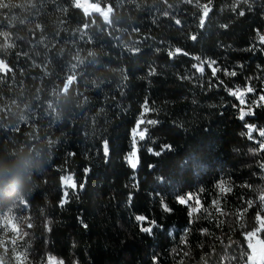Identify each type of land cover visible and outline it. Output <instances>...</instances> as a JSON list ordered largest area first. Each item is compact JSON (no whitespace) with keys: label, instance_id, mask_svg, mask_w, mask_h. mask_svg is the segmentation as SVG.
<instances>
[{"label":"trees","instance_id":"1","mask_svg":"<svg viewBox=\"0 0 264 264\" xmlns=\"http://www.w3.org/2000/svg\"><path fill=\"white\" fill-rule=\"evenodd\" d=\"M4 2L17 5L0 10V32L10 34L9 40L0 35V45H15L0 49V58L15 73L0 79V242L8 248L5 254L0 247L4 264H16L11 240L17 241V251H27L33 264L47 253L68 264H152L153 255L159 264H245L249 249L242 234L258 226L264 151H249L258 144L241 136L246 129L232 107L237 101L224 88L209 91L207 68L202 80L187 77L198 76L192 69L199 63L194 57L215 60L221 69L237 71L236 77L218 73L229 88H244L252 78L258 95L264 89V45L259 43L264 0H255L252 11L241 4L243 17L239 9L231 11L235 0H213L205 29L198 28L197 10L184 0H87L103 8L111 4V24L98 13L85 16L73 0ZM164 12L181 19L184 31ZM190 34H198V40L188 39ZM129 46L142 51L130 54ZM175 47L189 55L169 59L167 51ZM73 64L77 80L65 94ZM152 68L155 75H149ZM145 99L154 109L146 119L160 123L148 126L151 140L141 142L140 163L133 170L125 156ZM246 120L264 127V109ZM102 137L110 141L107 163L96 155ZM163 144L171 145L170 150L160 155L147 151H159ZM85 167L91 171L79 199L70 191L69 203L61 207L60 177L74 171L79 184L85 181ZM221 187L231 191L221 194ZM189 191L211 212L191 225L187 209L175 200ZM161 196L172 213L163 211ZM213 200L224 215L212 206ZM249 200L253 207L244 212ZM135 215L149 216L164 229L151 236L142 233ZM25 222L31 227L19 239L16 227ZM186 228L187 243L182 244Z\"/></svg>","mask_w":264,"mask_h":264},{"label":"snow or ice","instance_id":"2","mask_svg":"<svg viewBox=\"0 0 264 264\" xmlns=\"http://www.w3.org/2000/svg\"><path fill=\"white\" fill-rule=\"evenodd\" d=\"M166 2V0H165ZM185 3L192 5L197 12L194 13V16L198 15V28L199 29H205L207 26V23L211 21V15L214 11L213 9V0H208L207 3L201 4L199 0H196L195 3H193V0H184ZM255 2V0H252L250 3V0H235V3L233 4L231 11L233 13L237 12V9H239L238 15L240 17L245 16V10L243 8H240L241 4H244L248 7L249 11L253 10L252 4ZM73 5L77 9H83L85 16H90L92 13H98L102 16L103 21H105L108 24H111V16L114 14V8L111 4H108L106 8H103L100 6L99 3L89 4L88 7H84L80 0H73ZM35 6V5H33ZM14 7H17V5L6 3L4 0H0V10H8L12 9ZM171 7V6H169ZM164 17L170 18L174 24L181 30L184 31V24L182 23L181 19L176 18L174 15H171L169 12L163 13ZM94 23V21H93ZM2 26V25H0ZM37 28L40 27V25H36ZM88 24L84 25V28H87ZM220 27L227 29L228 25H220ZM133 31L138 32V29H133ZM0 35L5 37V40L10 39V34L8 32H0ZM188 39L195 42L198 40V34H190L188 36ZM89 40L91 38L89 37ZM259 43L264 45V35H261L259 37ZM15 45L11 43H5L0 45V49H4L5 51L7 49L14 48ZM127 51L130 54H139L142 51V48L140 46L135 47H127ZM157 52L160 51V49H156ZM18 57L21 55L20 53L16 54ZM24 56H27V53L23 54ZM178 55H189L184 49L181 47H175L173 50L167 51V56L169 59H174ZM195 60L199 61L197 64L192 65V69L194 73H197L198 76L195 77H187L188 79H197L202 80L206 68L211 73L210 78L207 81V87L209 91L212 88H224L227 92V94L237 101V103L233 104L232 107L238 112V119L241 121H245L244 128L246 129L245 132L241 133V136H245L248 141H252L258 144V149H249L250 152L255 154L257 151H264V127H259L256 124H252L247 122L246 118L249 116H255L257 109H264V89H260V93L257 95V87L252 86L251 80L252 78H248L247 80V86L244 88L236 87V88H229L225 81L219 78L218 73H221L226 77H236L238 75L237 71L232 70L229 71L226 68L221 69L215 60H201L200 57H194ZM80 65H83L84 62L81 61L79 63ZM47 66L45 65V68ZM77 65H72V71L73 74L68 75L66 78V81L63 85L62 92L67 93L70 86L73 85L74 82L77 80V75L75 74V69ZM239 67L243 68V65H240ZM12 72L13 78L15 76V73L13 72V69L9 66V64L6 62L5 59L0 58V73L5 74L4 76L0 77V79H7V73ZM156 69L152 68L149 70V75H155ZM47 75V72L45 73ZM259 79V77H257ZM212 80H216V84H212ZM197 87H203V84H197ZM256 95V99L249 101L246 99V97L249 95ZM49 107L51 105L49 104ZM154 109L149 107V102L147 99H145L144 103L141 105V110L139 114V118L136 120L134 127L131 129L130 136L132 140V146L131 150L126 154L125 161L127 165L135 170L138 168V165L140 163L139 160V153L141 151L140 144L141 142H147L151 140V136L149 135L150 128L148 126H157L159 125L160 121L157 119H146L147 116H149L151 113H153ZM254 133L258 134L257 139L254 136ZM99 148L96 150V155L100 156L102 155L104 158V162L107 163L108 159L110 157V141L107 137H102L99 141ZM171 145L169 144H163L160 146V150L156 151L153 148H147V151L149 153H152L153 155H160L165 150H170ZM69 156H75V153H69ZM260 168L264 170V163L260 164ZM91 171V168L85 167L83 169L85 181L77 184L76 180V173L73 172H66L65 175L61 176V184L63 188V197L60 201V206L63 207L65 204L69 203L68 197L71 193L79 199V192L83 191L85 188V183L87 179L88 173ZM159 180L163 181L165 178L163 176L158 178ZM203 192V189L200 190ZM231 189H225L223 187L220 188L221 194H224L225 192H230ZM160 195V194H157ZM260 202V209L257 211L255 216V221L257 222V227L253 228L251 231H246L242 235L244 236V239L246 241L247 249H249L248 252L245 253L247 259L245 261V264H264V239L261 238V233H264V215L261 213H264V194L260 195L258 197ZM129 200H131V196L129 197ZM176 203L184 206L187 209V216H188V224L191 225L195 222V219H199L201 214H204L206 216H210L211 212L209 211V208L205 207L202 203L200 197L198 194H195L193 192H185L184 194H178L175 197ZM160 203L161 207L164 212L166 213H172L173 209L169 207V205L164 202L163 197H160ZM254 202L249 200L247 202V208L244 209V212H247L248 209H251L253 207ZM212 206L215 208V210L220 213L221 215H224L223 212H221V209L219 207V201L213 200ZM135 221L138 223L139 231L148 235H153L154 230L159 228L161 230L164 229V225L158 223L156 220L151 219L149 216L146 215H135L134 217ZM5 223V222H4ZM80 224L85 229L88 227V224L84 223L83 219H80ZM5 225H7L5 223ZM28 227H31V225H28ZM50 231V229H48ZM5 231H7V228H5ZM189 229H185L184 238L181 239L182 244L187 243V233ZM203 232H207V229H203ZM15 233L18 234V229L16 227ZM170 235H172L170 233ZM10 243L13 245L12 252L14 254V259L16 264H25L26 258H27V251L20 252L17 251L16 244L17 241L11 240ZM0 247H4V252L7 254L8 248L5 246V241L0 242ZM187 255V253H185ZM0 264H4V260L2 257H0ZM47 264H64L63 260H58L56 257L49 255L47 257ZM73 264H78L77 261H74ZM152 264H159L158 257L156 255H153L152 257Z\"/></svg>","mask_w":264,"mask_h":264},{"label":"rangeland","instance_id":"3","mask_svg":"<svg viewBox=\"0 0 264 264\" xmlns=\"http://www.w3.org/2000/svg\"><path fill=\"white\" fill-rule=\"evenodd\" d=\"M80 3L83 5H85L86 7H88V5L89 4H87V0H80ZM92 4H94V3H92ZM84 6V7H85ZM107 7V6H106ZM105 7V8H106ZM26 216L27 215H24L23 216V219H25L26 218ZM28 226V223L27 222H25V223H22V224H20L18 227H17V229H18V236H17V238H21V236L24 234V233H26L27 232V230H26V227ZM49 255H51V254H46L45 256H44V258H43V260L41 261V263H39V264H47V257L49 256ZM52 256H54V257H56L58 260H63V259H61V258H59V257H57V256H55V255H52ZM27 259H29V258H26V261H25V264H33V263H31V262H28V260ZM32 261H33V258H32ZM64 261V260H63ZM34 262V261H33ZM38 263V262H37ZM64 264H68V263H66L65 261H64Z\"/></svg>","mask_w":264,"mask_h":264}]
</instances>
